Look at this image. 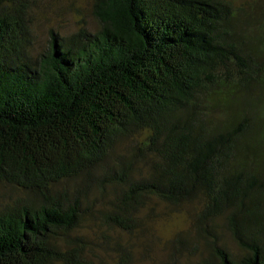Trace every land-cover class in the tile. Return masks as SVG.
Here are the masks:
<instances>
[{"label":"trees","instance_id":"1","mask_svg":"<svg viewBox=\"0 0 264 264\" xmlns=\"http://www.w3.org/2000/svg\"><path fill=\"white\" fill-rule=\"evenodd\" d=\"M91 1L98 30L51 33L34 60L28 1L0 0V183L30 198L0 205V264H80L92 184L118 189L106 219L123 229L150 198L201 199L200 221L231 209L244 253L197 264H264V5Z\"/></svg>","mask_w":264,"mask_h":264},{"label":"rangeland","instance_id":"2","mask_svg":"<svg viewBox=\"0 0 264 264\" xmlns=\"http://www.w3.org/2000/svg\"><path fill=\"white\" fill-rule=\"evenodd\" d=\"M27 1L30 56L34 60L49 51L51 33L62 43L81 29L91 34L98 30L91 0ZM245 1L248 0H235L237 5ZM256 1L264 5V0ZM135 142L134 139L119 141L115 156L127 155ZM135 171L141 175L145 167L138 164ZM261 182L264 186V175ZM97 185L85 186V212L73 234L81 240L83 259H77L80 264H197L211 256L214 246L225 249L234 260L244 253L228 221L231 209L212 221H200L201 199L171 206L150 198L128 223V229H123L106 219L114 213L109 210L118 189L107 186L103 194ZM23 200H30L26 193L0 183V205ZM250 208L264 218V194ZM247 227L244 214L240 213L237 232L245 240L252 238Z\"/></svg>","mask_w":264,"mask_h":264}]
</instances>
